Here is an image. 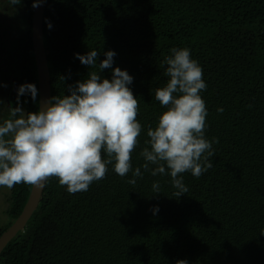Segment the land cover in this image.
I'll return each instance as SVG.
<instances>
[{
	"label": "trees",
	"instance_id": "trees-1",
	"mask_svg": "<svg viewBox=\"0 0 264 264\" xmlns=\"http://www.w3.org/2000/svg\"><path fill=\"white\" fill-rule=\"evenodd\" d=\"M34 2L0 0V123L9 106L39 110ZM44 40L52 97L87 78L90 68L76 54L97 50L99 65L104 53H116L100 75L110 80L118 67L133 77L142 131L132 165L142 178L120 177L109 165L104 179L76 194L50 179L0 264H264V0H47ZM172 48H188L203 69L205 138L218 141L212 168L199 178L182 174L189 190L179 198L171 177L152 176L139 155L166 111L155 91L168 81L163 61ZM24 84L37 88L35 101L30 93L18 98ZM31 187H13L0 236Z\"/></svg>",
	"mask_w": 264,
	"mask_h": 264
},
{
	"label": "clouds",
	"instance_id": "clouds-1",
	"mask_svg": "<svg viewBox=\"0 0 264 264\" xmlns=\"http://www.w3.org/2000/svg\"><path fill=\"white\" fill-rule=\"evenodd\" d=\"M9 2L21 4V0ZM42 2L35 0L33 8ZM98 55L97 50L76 54L90 71L85 80L68 86L69 95L50 98L37 112L8 107L9 116L0 123V187L42 186L56 178L69 194L86 192L106 177L109 165L120 177L132 172L133 177L142 178L141 168L133 171L132 165V153L142 131L137 121L139 101L129 87L133 77L116 67L110 80L103 79L100 73L112 68L116 53H104L99 65ZM163 63L168 81L156 89L155 100L166 111L155 129L149 127V139L139 155L144 161L142 168L152 176L171 177L176 190L173 195L179 198L189 190L182 174L199 178L212 168V144L218 141L205 138L208 111L201 92L207 85L203 69L190 50L172 48ZM26 93L35 101L38 90L33 84L19 86L18 98ZM217 111L222 113L223 109ZM128 183L135 185L136 179ZM152 189L158 194L159 182L153 183ZM176 264L188 261L178 260Z\"/></svg>",
	"mask_w": 264,
	"mask_h": 264
},
{
	"label": "water",
	"instance_id": "water-1",
	"mask_svg": "<svg viewBox=\"0 0 264 264\" xmlns=\"http://www.w3.org/2000/svg\"><path fill=\"white\" fill-rule=\"evenodd\" d=\"M46 3L47 0H44L39 6L34 8L32 20V42L38 78L39 110L47 104L50 98H52L49 60L44 40V15ZM45 186L46 184L31 187L30 195L22 213L0 237V255L12 239L19 232L24 231L27 223L38 209Z\"/></svg>",
	"mask_w": 264,
	"mask_h": 264
},
{
	"label": "flooded vegetation",
	"instance_id": "flooded-vegetation-1",
	"mask_svg": "<svg viewBox=\"0 0 264 264\" xmlns=\"http://www.w3.org/2000/svg\"><path fill=\"white\" fill-rule=\"evenodd\" d=\"M13 189L14 188H12V189H6V190H3L2 189V187H0V200L2 201V202H4L5 204H6V206L8 207V209H9V206H10V203H9V197H10V195H11V193L13 192ZM9 218H10V216H9V214L5 217V219H6V221H9ZM1 228V227H0ZM3 235V234H2ZM1 235V236H2Z\"/></svg>",
	"mask_w": 264,
	"mask_h": 264
},
{
	"label": "rangeland",
	"instance_id": "rangeland-1",
	"mask_svg": "<svg viewBox=\"0 0 264 264\" xmlns=\"http://www.w3.org/2000/svg\"><path fill=\"white\" fill-rule=\"evenodd\" d=\"M3 190H6L8 188L2 187ZM8 207L4 202L0 200V227H3L6 225L8 221H6L5 217L8 215Z\"/></svg>",
	"mask_w": 264,
	"mask_h": 264
}]
</instances>
